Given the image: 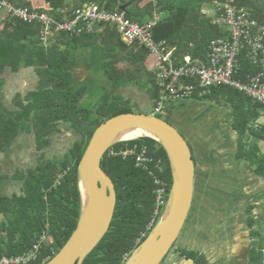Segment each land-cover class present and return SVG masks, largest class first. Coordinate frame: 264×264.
<instances>
[{"label": "trees", "instance_id": "1", "mask_svg": "<svg viewBox=\"0 0 264 264\" xmlns=\"http://www.w3.org/2000/svg\"><path fill=\"white\" fill-rule=\"evenodd\" d=\"M10 1L29 12L45 11L56 16L65 7L77 8L93 1L111 11H124L130 20L138 22L149 19L156 11L160 20L153 28V37L167 42L177 64H181L185 55L205 58L210 40L228 36L226 27L211 22L216 0H148L143 5H140L143 0H43V6L33 5L31 0ZM206 4L212 10L210 15L201 10ZM236 4L264 24V0H236ZM4 17L0 28V73L6 66L13 72L21 67H32L38 75V83L24 96L16 93L12 109L6 108L0 100V152L7 156L23 133L33 136L38 150L50 144L51 137L61 130V125L76 129L78 133V138L63 155L50 158L42 152L34 167H28L26 171L16 170L12 179L20 182V193L0 194V214L3 216L0 257L19 256L34 250L45 233L50 242H42L37 257L28 263L44 264L62 248L77 226L81 210L78 164L94 130L114 115L132 112L131 105L136 103L130 97L106 91L100 96L98 105L83 106L89 86L73 83L72 68L77 63L74 53L83 50L84 64L101 73L113 91L137 84L147 97L144 101L152 102V107L158 86L153 71L145 65L148 50L127 45L113 26L107 25L104 32L79 36L57 34L53 37L57 42L46 47L39 41L40 23ZM59 44L63 48H59ZM119 59L131 63L133 68L120 69L117 66ZM240 61L242 70L238 78L244 79L247 74L261 69L246 51L242 52ZM192 99L226 102L236 133V155L264 179V151L260 145L264 142V121L259 122L264 116V105L252 104L242 93L224 85L213 86L205 94H199L197 89ZM134 145H146L149 154L162 163L160 177L166 182L167 194L156 215L151 176L135 166L134 156L120 154ZM101 166L114 183L116 206L108 231L82 264H124L164 212L172 184L170 164L161 144L153 137L143 135L111 145L103 155ZM8 179L7 174H0V186L9 183ZM262 196L264 225V185ZM185 253L196 264H207L198 252Z\"/></svg>", "mask_w": 264, "mask_h": 264}, {"label": "built area", "instance_id": "2", "mask_svg": "<svg viewBox=\"0 0 264 264\" xmlns=\"http://www.w3.org/2000/svg\"><path fill=\"white\" fill-rule=\"evenodd\" d=\"M214 4L211 22L226 27L228 36L210 40L205 58L185 55L181 64L176 63L173 49L165 40H155L153 37V28L160 20V14L156 11L152 12L149 19L138 22L130 20L124 11H111L93 1L85 2L77 8L65 7L56 16L45 11L29 12L10 0H0V12L24 22L40 23L38 36L43 45L53 40L57 34L72 37L83 33L104 32L107 25L113 26L127 45L146 48L148 56L154 59L153 73L158 95L152 107L153 114L165 112L171 103L192 99L197 89L199 94H205L216 85H224L242 93L252 104L264 105V24L252 18L246 8L237 6L236 0H216ZM243 51L261 69L241 79L238 77L242 70L240 58ZM120 154L134 156L135 166L151 176L156 215L167 194L166 182L160 177L163 171L161 160L154 159L146 145L128 147ZM153 220L154 216L151 222ZM42 242H50V237L45 233L35 244L34 250L19 256L0 257V264H28L37 257Z\"/></svg>", "mask_w": 264, "mask_h": 264}, {"label": "water", "instance_id": "3", "mask_svg": "<svg viewBox=\"0 0 264 264\" xmlns=\"http://www.w3.org/2000/svg\"><path fill=\"white\" fill-rule=\"evenodd\" d=\"M131 126L147 130L150 135L145 136L153 137L164 148L172 184L164 212L124 264H161L173 247L194 200L196 164L192 148L171 120L132 111L114 115L94 130L78 164L81 210L77 226L62 248L44 264H82L108 231L114 216L116 191L101 161L111 145L122 141L110 142L112 136Z\"/></svg>", "mask_w": 264, "mask_h": 264}, {"label": "crops", "instance_id": "4", "mask_svg": "<svg viewBox=\"0 0 264 264\" xmlns=\"http://www.w3.org/2000/svg\"><path fill=\"white\" fill-rule=\"evenodd\" d=\"M31 2L33 5H40L34 3V0ZM149 58L148 56L145 64L149 63L153 70L154 59L151 61ZM206 100L208 103L205 106L201 101L195 102L193 99L174 102L167 106L165 112L170 118L176 114L184 117L189 113L187 109H191L194 113L193 121L201 117V120L216 122L217 128L224 125L225 132L222 135L215 133V136H208L213 142L211 145L208 143L202 145L200 140H203V137L200 133L197 136L196 131L185 135L191 144L196 164L194 200L185 224L162 264H196L194 259L185 253L188 251L205 256L207 264H214L219 260L222 264H255L251 258V251L259 242H253L248 236L251 228L248 207H254L253 212L259 211V208L253 202L256 196L254 187H250L248 182L257 179V175L253 174L246 161L236 155L238 145L236 133L232 128L229 106L224 101L216 103L213 100ZM144 102L147 100L143 101V104ZM149 105L152 106V103ZM197 180L205 182L203 188L198 191L199 197L196 193ZM240 192L249 197V201L245 206L231 209L232 198ZM196 201H199V204L195 205ZM2 220L3 216L0 214V224ZM263 237L261 240L264 245ZM258 263L261 264V261Z\"/></svg>", "mask_w": 264, "mask_h": 264}, {"label": "rangeland", "instance_id": "5", "mask_svg": "<svg viewBox=\"0 0 264 264\" xmlns=\"http://www.w3.org/2000/svg\"><path fill=\"white\" fill-rule=\"evenodd\" d=\"M72 1V0H69ZM148 0L141 1L140 5H143ZM34 3H40L39 6H43V0H34ZM206 4L202 7V12L204 14H212V10L210 7ZM207 11V12H205ZM4 14L3 12H0V28L3 26V18ZM57 42L56 39H53L51 41H48L46 44L47 46H51ZM59 48H63V45L58 46ZM150 57V56H149ZM74 58L76 59L77 63L72 68V79L74 84H82L85 83L89 86V89H87V97L84 99L83 106L90 105L95 106L98 105L100 96L103 94V92H110L111 94H119L122 97H130L132 99V102H136L135 104L131 105L132 110L135 112H145V113H152L153 109L152 106L149 105L150 103L144 102L146 95L141 93L140 88L137 84H131L127 85L126 87H120L116 91H113L111 89V86L106 81L105 77L101 73H96L95 70L90 69L88 66H85L84 62H86L84 58V52L83 50L79 49L74 53ZM110 58H113L110 56ZM110 58H107L108 60ZM152 61V57L149 58ZM146 68L148 69L149 63L145 64ZM117 66L120 69L123 70H129V68H133V65L131 63L125 62L124 60H117ZM152 70L151 67H149ZM0 79L2 80V85L0 86V100L3 103V105L6 108L12 109L15 107L13 98L15 97L16 93H21L22 96H24L29 90L35 89L38 83V75L36 74L35 68L32 67H21L17 72L11 71L9 66H6L3 71L0 73ZM105 86V87H104ZM104 87V88H102ZM136 99H135V98ZM135 99V100H134ZM201 103L205 106L208 102L207 100H200ZM199 102V101H195ZM176 106V105H174ZM217 107V106H216ZM188 114H186L184 117L178 116L177 114L174 115L171 120L176 122L174 125L178 127V129L183 133V135L187 136L192 131H196L197 136L200 133L201 137H203V140L201 141L202 145H205L203 143L212 144L210 138L208 136H215V133L223 134L224 131V125L220 128H217L216 122L208 121L207 119L201 120V117L198 118L197 121H193L194 113L191 109H187ZM231 113V112H230ZM161 118L165 120H169V115L159 114ZM259 120V122L264 121ZM180 123L178 124L177 122ZM194 122V124L192 123ZM211 122V123H210ZM229 122V121H228ZM178 124V125H177ZM211 124V125H210ZM195 127V128H193ZM219 129V130H218ZM207 133V134H206ZM185 136V137H186ZM78 138V133H76V129H71L67 125H61V130L53 135L51 137V142L49 145L44 146L42 149H37L35 145V140L33 139V136L29 133H23L20 134L18 139L15 141L12 149L10 152L5 155L4 152H0V174H7L9 176V183L3 184L1 186V193H7L11 194L13 192L20 193V182L12 179L13 175L16 173V170H22L26 171L28 167L35 166L37 164V159L40 155V153L44 152L46 157H58L65 153V151L71 146L74 139ZM187 138V137H186ZM188 140V139H187ZM189 141V140H188ZM199 141V142H200ZM190 143V142H189ZM210 144V145H211ZM262 150H264V142H261ZM253 174L256 176V174L253 172ZM205 182L197 180L196 181V193L197 197H199L198 191H200L203 188V185ZM248 184L250 187H254V191L256 192V197L258 195V199L260 202L259 208L260 214H262L263 209L261 207L262 204V190L264 185V179L257 175V179L249 181ZM255 185L257 187L255 188ZM229 187V186H228ZM241 187V185H240ZM239 187V188H240ZM228 191V190H227ZM239 191V190H238ZM249 197H246L243 193H238L233 197L232 201V207L231 209H235L236 207L245 206L246 202ZM255 200V199H253ZM255 203V202H254ZM199 204V201H196L195 205ZM261 208V210H260ZM257 210V209H256ZM163 263V262H162ZM161 263V264H162ZM214 264H222V261L219 260L218 262Z\"/></svg>", "mask_w": 264, "mask_h": 264}, {"label": "flooded vegetation", "instance_id": "6", "mask_svg": "<svg viewBox=\"0 0 264 264\" xmlns=\"http://www.w3.org/2000/svg\"><path fill=\"white\" fill-rule=\"evenodd\" d=\"M148 103H152V102H148ZM165 112H163L161 114L165 115ZM170 120H171V118L168 121H170ZM258 195L259 194H257V197L254 196L255 200H253V202L257 203V206L259 207L260 202H259V199H258ZM262 202H263V199H262ZM253 209H254V207H248V215H249V218H250L249 221H250V224H251V225L249 224L251 226V228L249 230L248 236H249V238L251 240L253 239V242L254 241H258L259 243H258V245H255L254 250L251 251V258L253 259L255 264H259L258 263L259 261H261V264H264V254H263L264 245L262 244V240H261L263 235H264V225H263V220H262L263 215L260 214V212H258V211L257 212H253ZM263 239H264V237H263ZM263 243H264V241H263ZM204 258L206 259L205 256H204Z\"/></svg>", "mask_w": 264, "mask_h": 264}, {"label": "bare ground", "instance_id": "7", "mask_svg": "<svg viewBox=\"0 0 264 264\" xmlns=\"http://www.w3.org/2000/svg\"><path fill=\"white\" fill-rule=\"evenodd\" d=\"M148 134L150 135V133L141 128V127H137V126H131V127H126L121 129L120 131H118L116 134H114L110 140V142H114V141H118V140H130L132 138H138L141 135H145ZM82 193L84 194V189L81 187Z\"/></svg>", "mask_w": 264, "mask_h": 264}]
</instances>
